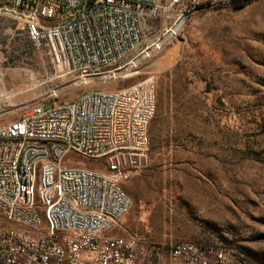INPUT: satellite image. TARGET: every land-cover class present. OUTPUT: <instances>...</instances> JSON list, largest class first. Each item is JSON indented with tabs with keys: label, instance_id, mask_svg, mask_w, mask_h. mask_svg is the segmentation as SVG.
<instances>
[{
	"label": "rangeland",
	"instance_id": "obj_1",
	"mask_svg": "<svg viewBox=\"0 0 264 264\" xmlns=\"http://www.w3.org/2000/svg\"><path fill=\"white\" fill-rule=\"evenodd\" d=\"M155 7L141 22L147 44L179 19L162 47L137 77L99 88L152 77L154 116L160 90L163 116H176L178 132L166 147L163 121L153 128L151 119L148 164L121 181L130 207L109 235L156 245L159 264H178L165 259L177 243L223 249L227 264H264V0H156ZM50 75L43 50L0 18V126L47 97L73 99L101 84L74 87L72 77Z\"/></svg>",
	"mask_w": 264,
	"mask_h": 264
},
{
	"label": "built area",
	"instance_id": "obj_2",
	"mask_svg": "<svg viewBox=\"0 0 264 264\" xmlns=\"http://www.w3.org/2000/svg\"><path fill=\"white\" fill-rule=\"evenodd\" d=\"M155 2L0 0V18L15 22L43 50L51 80L69 76L74 87L101 83L73 99L47 97L0 126V264H159L156 245L109 235L130 207L121 181L149 161L154 81L99 88L137 77L139 65L162 47L179 19L147 44L141 22L155 15ZM24 171H31V181H24ZM34 198H42V207ZM184 245L195 244H170L165 259ZM220 254L227 253L195 245L186 264H219Z\"/></svg>",
	"mask_w": 264,
	"mask_h": 264
},
{
	"label": "trees",
	"instance_id": "obj_3",
	"mask_svg": "<svg viewBox=\"0 0 264 264\" xmlns=\"http://www.w3.org/2000/svg\"><path fill=\"white\" fill-rule=\"evenodd\" d=\"M245 2L254 1V0H244ZM158 99H157V108L156 114L153 119V128L157 126L159 123L163 121V129H162V139L166 147L170 144L171 140L174 139L175 135L178 132V124L177 118L172 113L163 116L164 111L162 108L163 97L161 95L160 90L158 91ZM149 143V142H148ZM149 145V144H148Z\"/></svg>",
	"mask_w": 264,
	"mask_h": 264
},
{
	"label": "bare ground",
	"instance_id": "obj_4",
	"mask_svg": "<svg viewBox=\"0 0 264 264\" xmlns=\"http://www.w3.org/2000/svg\"><path fill=\"white\" fill-rule=\"evenodd\" d=\"M179 26L180 25H177L173 29V31L176 32V30L179 28ZM173 31H172V33H173ZM24 181H31V171H24ZM34 206H35V198H34ZM47 233H54V225H47ZM194 254H195V245H184L182 250H176L171 258L174 261H177L178 264H186V261H190L191 257ZM219 264H227V255L226 254H220V263Z\"/></svg>",
	"mask_w": 264,
	"mask_h": 264
}]
</instances>
